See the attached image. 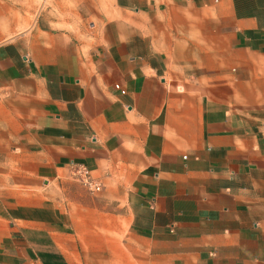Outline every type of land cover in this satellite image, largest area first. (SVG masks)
<instances>
[{"label": "crops", "instance_id": "0c3cea01", "mask_svg": "<svg viewBox=\"0 0 264 264\" xmlns=\"http://www.w3.org/2000/svg\"><path fill=\"white\" fill-rule=\"evenodd\" d=\"M0 264H264V0H0Z\"/></svg>", "mask_w": 264, "mask_h": 264}, {"label": "built area", "instance_id": "2783aa9c", "mask_svg": "<svg viewBox=\"0 0 264 264\" xmlns=\"http://www.w3.org/2000/svg\"><path fill=\"white\" fill-rule=\"evenodd\" d=\"M73 177L90 191L98 192L102 189V182L84 165H77L74 168Z\"/></svg>", "mask_w": 264, "mask_h": 264}]
</instances>
